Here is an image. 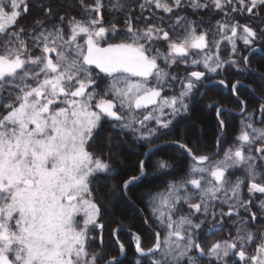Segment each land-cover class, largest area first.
<instances>
[{
	"label": "flooded vegetation",
	"instance_id": "1",
	"mask_svg": "<svg viewBox=\"0 0 264 264\" xmlns=\"http://www.w3.org/2000/svg\"><path fill=\"white\" fill-rule=\"evenodd\" d=\"M133 55L138 74L109 69ZM261 56L264 0H0V64L15 65L0 73V128L14 95L30 93L31 138L69 123L80 102L114 156L115 143L142 155L122 188L155 170L156 215L209 216L199 261L228 264L226 218L258 226L240 232L244 246L245 235L260 237L256 249L264 237V73L251 62ZM197 107L213 112L212 145L186 135ZM243 251L238 264L255 262Z\"/></svg>",
	"mask_w": 264,
	"mask_h": 264
},
{
	"label": "rangeland",
	"instance_id": "2",
	"mask_svg": "<svg viewBox=\"0 0 264 264\" xmlns=\"http://www.w3.org/2000/svg\"><path fill=\"white\" fill-rule=\"evenodd\" d=\"M29 97H10L16 108L4 105L1 120L0 256L14 264H95L86 246L99 226L90 187L95 175L111 171L87 148L97 123L77 102L69 123L56 119L51 135L36 131L31 138L23 124L31 115ZM36 97L33 106L42 103ZM220 250L228 253L230 246ZM250 254L256 260L249 264H264V237Z\"/></svg>",
	"mask_w": 264,
	"mask_h": 264
},
{
	"label": "trees",
	"instance_id": "3",
	"mask_svg": "<svg viewBox=\"0 0 264 264\" xmlns=\"http://www.w3.org/2000/svg\"><path fill=\"white\" fill-rule=\"evenodd\" d=\"M251 62L264 73V57L251 59ZM249 79L254 80L252 76ZM260 82L264 83L262 79L259 84ZM193 118L195 124L188 126L186 135L190 139H196L202 132L205 142L212 145L217 126L213 112L205 113L197 107L193 111ZM233 126L234 124L229 123L226 131L231 132ZM115 144L113 150L118 151L116 156L111 153L109 138L102 130L93 132L87 143V148L106 162L120 163L115 173L97 174L91 182L90 195L98 208L99 229L91 232L92 237L87 240L86 246L95 253V264H104L118 257L120 253L118 243L124 247L125 255L118 262L110 264H206L205 259L199 261L197 252L200 250L197 248L198 245L201 246L202 251L206 253L209 244H206L208 237L205 232L213 221H210L207 215H156L161 207L159 200L161 189L153 186V180H148L152 179L150 176L155 175L153 169H148L146 177L128 186L124 191L123 181L137 175L138 162L142 155H135L127 150L119 151L118 143ZM150 159L151 157L147 159L148 163ZM225 222L224 228H227L229 242L235 247L234 250L230 248L228 252V264H238L237 251L243 249V252L250 256V251L256 249L260 242L259 236L245 235L244 246L240 243V232L243 233L244 229L247 234L258 226H253L249 219L242 225L240 215L229 216ZM115 229H118L116 238L113 237ZM151 229L159 233L160 247L151 254L140 256L134 250V240L129 231L136 233L140 237L141 248L148 250L156 240ZM246 238L251 242L248 243ZM207 258L212 260V264H216L214 259Z\"/></svg>",
	"mask_w": 264,
	"mask_h": 264
},
{
	"label": "water",
	"instance_id": "4",
	"mask_svg": "<svg viewBox=\"0 0 264 264\" xmlns=\"http://www.w3.org/2000/svg\"><path fill=\"white\" fill-rule=\"evenodd\" d=\"M113 53H115V52H113ZM113 58V57H112ZM111 58V59H112ZM111 59H110V61H111ZM136 58H135V56L133 55V56H130V58H129V63L128 64H121V63H119V62H117V63H115V66H114V64H112V66L110 67V65H109V63L107 64V66L109 67V69L112 71V70H116V71H118V72H122V71H124V72H130L131 74H138L137 73V71H135L136 69H135V65L133 64V62H134V60H135ZM15 67V65H14V63H8V64H0V73L3 71V70H12L13 68ZM133 68L135 69V70H133ZM139 103H141V102H139ZM106 110H104L103 112L105 113V114H107V115H109V116H112L111 115V113H110V111H109V108H110V106L108 107V106H106ZM141 177V175H138L137 177H133V178H131V179H129L128 181H127V184L128 183H130L132 180H136V179H139ZM126 186V184L124 185V187ZM142 217H143V220H144V222L146 223V220H145V218H144V216L142 215ZM118 230V229H117ZM117 230H115V231H117ZM152 231L155 233V235H156V242H155V245L151 248V249H149V250H147V251H142L141 250V247H140V244H141V240H140V238H139V236L136 234V233H134V232H132V231H129L130 233H132V234H134L135 235V237L137 238V242H136V244H135V247H134V250H135V252L138 254V255H148V254H151V253H153L155 250H157V247H159V244H160V237H159V234H158V232H156L154 229H152ZM115 237V236H114ZM119 247H120V249H121V252H120V254H119V256L118 257H115V258H112V259H110V260H108V261H106L104 264H110V263H113V262H118L119 260H121L122 258H123V256L125 255V249H124V247L122 246V245H120L119 244ZM0 264H14L13 262H12V260L6 255V254H2L1 256H0Z\"/></svg>",
	"mask_w": 264,
	"mask_h": 264
}]
</instances>
